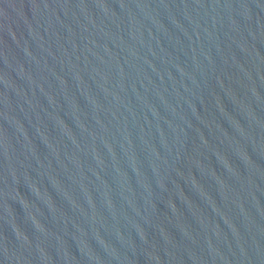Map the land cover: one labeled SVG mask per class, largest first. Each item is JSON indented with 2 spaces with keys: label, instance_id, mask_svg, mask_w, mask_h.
<instances>
[{
  "label": "water",
  "instance_id": "95a60500",
  "mask_svg": "<svg viewBox=\"0 0 264 264\" xmlns=\"http://www.w3.org/2000/svg\"><path fill=\"white\" fill-rule=\"evenodd\" d=\"M0 264H264V0H0Z\"/></svg>",
  "mask_w": 264,
  "mask_h": 264
}]
</instances>
